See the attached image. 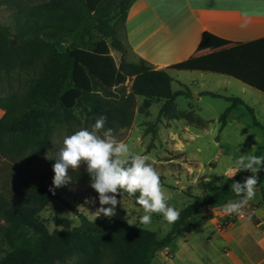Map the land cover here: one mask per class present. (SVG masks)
Returning <instances> with one entry per match:
<instances>
[{
    "label": "trees",
    "instance_id": "trees-1",
    "mask_svg": "<svg viewBox=\"0 0 264 264\" xmlns=\"http://www.w3.org/2000/svg\"><path fill=\"white\" fill-rule=\"evenodd\" d=\"M39 1L38 11L14 14L13 31L7 25H0V73L40 67L37 84L26 95H0V108L4 110L0 118V149L8 154L34 157L49 148L55 127L53 113L57 111L66 122L77 120L73 111L79 103L84 105L87 122L93 125L103 116V126L108 129L131 123L135 95L160 97L165 99L166 106L173 104L178 95L189 92L172 89L170 69L225 73L264 91V67L259 63L264 45L257 47L262 46L257 44L264 42V38L155 68L143 57L137 60L126 57L132 50L120 37L118 25L122 22L123 26L134 0ZM56 40L67 43L64 50L57 48ZM112 48L121 52L118 63L111 53ZM130 77L133 83L129 92H110L112 87ZM202 94L220 96L213 91ZM226 99L231 103L219 117L221 127L232 109L239 103L244 104L239 96ZM172 117L203 123L200 117L194 118L192 111L173 109ZM242 171L243 178L251 175L248 170ZM67 175L79 180L88 178V173L81 168H69ZM243 178L227 177L204 194L193 196V200L178 211L177 219L164 236L114 216L98 217L93 222L82 213H79L80 225L52 233L40 212L59 197L62 185L50 190L51 181H37L17 199L0 193L3 220L0 239L4 244L0 264H55L72 257L78 258L76 264H152L156 253L181 236L187 220L198 211L240 199L230 185L232 180L242 181ZM263 183L264 170H259L254 188ZM118 194L132 198L135 204V197L139 195L123 191ZM247 216L255 224L259 222L253 212H248Z\"/></svg>",
    "mask_w": 264,
    "mask_h": 264
},
{
    "label": "rangeland",
    "instance_id": "rangeland-1",
    "mask_svg": "<svg viewBox=\"0 0 264 264\" xmlns=\"http://www.w3.org/2000/svg\"><path fill=\"white\" fill-rule=\"evenodd\" d=\"M142 1L134 0L132 4L140 5ZM39 3V0H0V25H7L13 31L14 14L36 12ZM168 6L167 10H171L172 2ZM119 24L120 37L125 38L126 29L122 30V22ZM139 32L135 31L134 35ZM55 44L59 50L67 46L66 42L59 40ZM111 53L118 63L121 52L112 48ZM126 57L137 60L132 52H128ZM171 74L174 77L172 89L177 91L189 88L191 94L178 96L176 103L174 101L167 106L164 98L135 95L136 105L131 123L111 129V135L117 141L127 143L132 153L145 157L146 163L158 173L162 190L170 197L167 203L179 211L193 200V196L204 194L230 177L222 174L230 163L229 156L264 155V92L222 73L174 70ZM39 77V66L1 72L0 95H26L37 84ZM132 83L133 77H130L124 83L112 87L110 92H129ZM204 90L223 96H240L246 104L256 107L255 112L243 109L244 120L227 121L221 127L219 117L231 102L224 97L208 94L198 96ZM99 92L105 93L103 90ZM176 105L181 110H190L193 105L195 113L203 120L212 119L205 127L184 126L183 120L172 117ZM3 114L4 110L0 108V118ZM73 114L77 120L66 122L57 111L53 113L55 127L51 134L52 144L37 156L11 155L0 149V193L17 199L24 195L29 185L37 181H51V165L62 138L80 128L92 130V124L86 121L83 103L75 106ZM106 129L102 126L97 134L102 135ZM76 168L85 170L86 165L81 162ZM243 176L241 170L232 177L242 179ZM62 187L59 197L52 199L40 212L52 233L80 225L82 221L79 213L89 218L97 207H108L107 204H99L98 193L90 186L89 174L84 180L69 177ZM115 195L118 203L112 216L131 225L156 231L160 236L171 229L172 223L166 222L159 213L152 214L149 224H140L138 217L142 209L132 198L118 193ZM86 199L89 202L86 203ZM257 207H263L258 210L261 222L254 224L247 214ZM201 214L202 211H198L187 220L182 235L171 245L160 249L152 264H264V183L254 188L253 197L242 205L238 214H228L217 221L206 219V223L200 220ZM98 217L104 215L101 213L95 219ZM227 230L228 246L224 243ZM3 247L0 239V255ZM77 262L78 258L72 257L55 264Z\"/></svg>",
    "mask_w": 264,
    "mask_h": 264
},
{
    "label": "crops",
    "instance_id": "crops-1",
    "mask_svg": "<svg viewBox=\"0 0 264 264\" xmlns=\"http://www.w3.org/2000/svg\"><path fill=\"white\" fill-rule=\"evenodd\" d=\"M171 2L172 8L167 10L168 4ZM138 5L133 3L127 10L122 29H126V35L122 39L129 44L135 58L143 57L155 68H164L193 56L205 55L235 44L264 38V0H143ZM137 28L140 29V32ZM135 31L139 32L136 36L134 35ZM263 43L259 42L257 45L262 46L257 47L263 48ZM259 63L264 67V55L259 57ZM174 70L176 69H170V74ZM194 71L208 70L195 69ZM171 76L173 77L172 74ZM244 83L255 87L247 82ZM180 90H186L191 94L189 88ZM204 91H201L198 96L206 95L202 94ZM218 94L220 96L215 97H224L225 99L229 97ZM247 105L255 112L256 107L246 104L244 100V104L239 103L232 109L227 121L244 120L243 109L249 111ZM192 107L193 105L190 110H181L176 105V110L192 111L193 116L197 117L198 115ZM254 117L258 120V117ZM211 119H202L204 122L198 124L193 120L180 117V120L184 121V126L205 127ZM261 209L263 207L249 211L259 219L258 223L261 222L258 212ZM200 211H202L200 219L202 223H206V219L212 220L213 218L217 221L228 215L224 213L223 205L208 206ZM225 234L224 243L228 246V230Z\"/></svg>",
    "mask_w": 264,
    "mask_h": 264
},
{
    "label": "clouds",
    "instance_id": "clouds-1",
    "mask_svg": "<svg viewBox=\"0 0 264 264\" xmlns=\"http://www.w3.org/2000/svg\"><path fill=\"white\" fill-rule=\"evenodd\" d=\"M104 124L100 116L91 126L92 130L80 128L62 138L61 146L52 163V178L50 190L60 187L69 179L67 170L76 168L81 162L86 165L90 176V186L98 193L100 205L89 217L94 222L101 213L108 217L115 212L118 203L116 193L126 192L129 195L139 193L135 197L136 204L142 209L138 217L140 224H149L153 213H159L162 218L172 223L178 217V210L167 203L169 196L162 190L159 175L154 168L146 163L143 155L134 154L129 145L117 141L111 135V129H106L102 135L97 134ZM230 163L223 175L230 178L241 170H248L251 175L242 181L232 180V192L241 197L238 200L226 202L223 211L226 214H238L242 205L254 195V185L257 183V172L264 170V155L241 154L229 156ZM106 193H112L108 195ZM89 202L86 199V203Z\"/></svg>",
    "mask_w": 264,
    "mask_h": 264
}]
</instances>
